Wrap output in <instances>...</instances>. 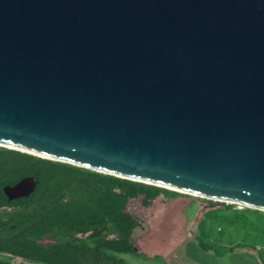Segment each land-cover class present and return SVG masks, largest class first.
<instances>
[{
    "label": "water",
    "instance_id": "1",
    "mask_svg": "<svg viewBox=\"0 0 264 264\" xmlns=\"http://www.w3.org/2000/svg\"><path fill=\"white\" fill-rule=\"evenodd\" d=\"M0 154L264 212V0H0Z\"/></svg>",
    "mask_w": 264,
    "mask_h": 264
},
{
    "label": "trees",
    "instance_id": "2",
    "mask_svg": "<svg viewBox=\"0 0 264 264\" xmlns=\"http://www.w3.org/2000/svg\"><path fill=\"white\" fill-rule=\"evenodd\" d=\"M15 166L18 179L36 181L30 196L34 221L20 224L22 235L5 241L0 249L32 264H129L118 255L141 254L135 253L131 242L140 222L126 210L128 203L141 197L146 208L160 195H177L159 187L19 157H15ZM223 207L206 212L199 220L198 246L215 257L250 249L264 264L263 212Z\"/></svg>",
    "mask_w": 264,
    "mask_h": 264
},
{
    "label": "rangeland",
    "instance_id": "3",
    "mask_svg": "<svg viewBox=\"0 0 264 264\" xmlns=\"http://www.w3.org/2000/svg\"><path fill=\"white\" fill-rule=\"evenodd\" d=\"M142 198L130 201L126 210L140 222L134 231L133 243L141 255H118L129 264H260L250 249H235L224 257H215L196 242L197 224L213 209H223L227 203L209 201L177 193L160 195L148 207ZM234 210H242L232 205ZM264 214V212H263Z\"/></svg>",
    "mask_w": 264,
    "mask_h": 264
},
{
    "label": "flooded vegetation",
    "instance_id": "4",
    "mask_svg": "<svg viewBox=\"0 0 264 264\" xmlns=\"http://www.w3.org/2000/svg\"><path fill=\"white\" fill-rule=\"evenodd\" d=\"M20 180L21 179H18L17 168L15 166V157L0 154V245L5 241L13 240L17 234L22 235L21 232H18L20 224L24 225L26 222L33 223L34 221L32 217L33 214L31 213L32 204L30 201L32 193L26 198L11 200L4 194L5 187H12ZM46 238V242H49L48 236ZM131 242L135 253L142 254L137 252L133 239ZM0 264L32 263H27L21 258L0 249Z\"/></svg>",
    "mask_w": 264,
    "mask_h": 264
},
{
    "label": "bare ground",
    "instance_id": "5",
    "mask_svg": "<svg viewBox=\"0 0 264 264\" xmlns=\"http://www.w3.org/2000/svg\"><path fill=\"white\" fill-rule=\"evenodd\" d=\"M191 196H193V195H191Z\"/></svg>",
    "mask_w": 264,
    "mask_h": 264
}]
</instances>
